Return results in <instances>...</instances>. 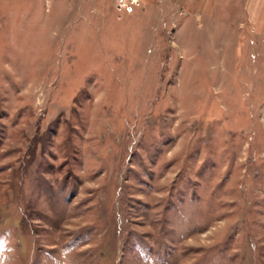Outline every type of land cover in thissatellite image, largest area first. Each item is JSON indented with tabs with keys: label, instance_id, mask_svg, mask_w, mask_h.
I'll list each match as a JSON object with an SVG mask.
<instances>
[{
	"label": "rangeland",
	"instance_id": "rangeland-1",
	"mask_svg": "<svg viewBox=\"0 0 264 264\" xmlns=\"http://www.w3.org/2000/svg\"><path fill=\"white\" fill-rule=\"evenodd\" d=\"M0 264H264V0H0Z\"/></svg>",
	"mask_w": 264,
	"mask_h": 264
},
{
	"label": "built area",
	"instance_id": "built-area-1",
	"mask_svg": "<svg viewBox=\"0 0 264 264\" xmlns=\"http://www.w3.org/2000/svg\"><path fill=\"white\" fill-rule=\"evenodd\" d=\"M139 5V0H115V6L118 11L131 12Z\"/></svg>",
	"mask_w": 264,
	"mask_h": 264
}]
</instances>
